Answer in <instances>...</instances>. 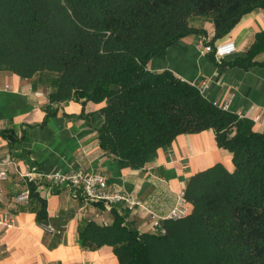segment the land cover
I'll return each mask as SVG.
<instances>
[{"label": "trees", "instance_id": "1", "mask_svg": "<svg viewBox=\"0 0 264 264\" xmlns=\"http://www.w3.org/2000/svg\"><path fill=\"white\" fill-rule=\"evenodd\" d=\"M260 8L264 0H0V70L39 76L47 116L69 100L104 102L99 144L132 169L177 135L205 129L232 155L231 170L216 163L188 178L189 212L164 218L165 233L115 214L110 224L79 228L83 247L110 245L118 264H264V130L197 84L147 67L187 35L206 38L201 21L212 23L214 45ZM263 49L264 30L234 62L247 68ZM28 189L27 203L35 199L31 182ZM36 218L47 221L43 200Z\"/></svg>", "mask_w": 264, "mask_h": 264}, {"label": "crops", "instance_id": "2", "mask_svg": "<svg viewBox=\"0 0 264 264\" xmlns=\"http://www.w3.org/2000/svg\"><path fill=\"white\" fill-rule=\"evenodd\" d=\"M211 37V22H200ZM264 30V8L245 14L222 39L234 41L236 50L219 64L212 53H202L200 34L187 35L153 57L147 67L170 70L178 78L197 84L218 104L228 101L236 114H264V49L244 68L234 62L244 57L258 32ZM221 39V40H222ZM48 87L39 76L21 78L0 70V162L10 161L5 179L0 178V215L12 214L11 228L0 227V264H118L110 245L83 247L79 228L88 220L113 222L115 214L139 231H151L147 209L165 215L178 192L195 172L216 163L233 168L231 153L217 145L212 129L182 133L158 148L143 167L132 169L99 144L97 129L103 121L104 102L69 100L46 115ZM254 128L263 130L254 124ZM83 169L107 180L110 190H121L145 203L146 208L118 202L106 209L89 201L64 183L40 182L44 174ZM29 173L32 179L25 177ZM34 186L35 199L14 202V196ZM45 203L47 221L55 228L48 233L36 218L39 201ZM152 232V231H151Z\"/></svg>", "mask_w": 264, "mask_h": 264}, {"label": "built area", "instance_id": "3", "mask_svg": "<svg viewBox=\"0 0 264 264\" xmlns=\"http://www.w3.org/2000/svg\"><path fill=\"white\" fill-rule=\"evenodd\" d=\"M209 37L202 38L200 42L201 52L209 53L213 52L215 59L219 60L232 54L235 50V43L232 39L226 38L217 41L214 45L208 44ZM200 88V87H199ZM223 109L228 110V101H224L220 104ZM241 117L249 118L253 124L258 125L264 130V114L257 112L253 115L246 116L245 114H238ZM11 162H0V178L5 179L9 171ZM25 177L32 179L31 174L26 173ZM40 182H47L49 184H66L72 192L79 193L84 196L86 200L101 202L106 209H110L114 204L118 202H125L129 207L139 206L146 208L145 203L140 199L133 197L132 195L121 190H110L107 185L106 178L98 173H88L83 169H77L72 172L54 171L48 174H44L39 178ZM29 189L24 188L18 192L13 200L17 203H24L29 200ZM150 215V227L151 231L155 233H165V227L162 220L166 217H182L189 212V205L184 197V189L180 190L175 198L174 204L170 207L165 215H160L151 209H147ZM15 223V218L12 214L0 215V227L3 229L11 228ZM40 227L48 233H55L56 228L48 221L41 222Z\"/></svg>", "mask_w": 264, "mask_h": 264}]
</instances>
